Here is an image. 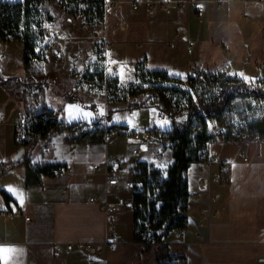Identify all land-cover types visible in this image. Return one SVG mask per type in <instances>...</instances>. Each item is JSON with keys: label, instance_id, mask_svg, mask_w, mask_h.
<instances>
[{"label": "crops", "instance_id": "crops-1", "mask_svg": "<svg viewBox=\"0 0 264 264\" xmlns=\"http://www.w3.org/2000/svg\"><path fill=\"white\" fill-rule=\"evenodd\" d=\"M193 1L197 4L178 10L175 0H171L167 12H148L144 5L135 9L130 2H123L107 12L103 28L111 42L109 59L116 61L114 65L118 68L112 75L124 84L137 81V64L143 61L146 69L162 70L183 81L197 71H225L246 81L257 79L264 71V5L255 0ZM195 5L204 6L205 11L199 13ZM51 20L56 28L52 39L55 51L46 54L40 62L45 75L50 78L52 71L60 67L62 50L66 61L64 71L72 80V69L96 68L95 44L89 37L90 32L82 30L74 17L57 15ZM69 21L75 24L70 25ZM189 41H194L191 52L188 51ZM0 43H16L20 47L17 67L6 62L5 54L0 55V78L21 74L23 42L0 40ZM60 84L65 90H74V81L69 87L64 76ZM52 100L49 107L62 109L60 117L66 123L98 122L107 110L105 107L103 113L97 103L91 112L76 104L79 101L66 100L64 95ZM111 103L112 109L118 108L112 117L124 109L118 106L121 102ZM69 105L75 107L69 109ZM17 108L16 100L0 83L3 118L0 121V162L13 159L20 149L15 130ZM108 123L124 127L114 128L112 136L101 142H67L66 131H56L41 139L27 155L35 164L53 166V171L44 175L38 184H27L26 166L22 162L0 175V209L10 212L0 219V248L9 249L0 252L1 264H158L156 248L141 251L136 244L132 194L124 192L127 204L116 212L120 232L115 251H110L106 243V213L99 203L90 201L92 196L104 200L107 181L103 172L93 169V164L121 158L126 164L124 169L116 165H110L109 169L120 178H129L135 164L152 159L153 148L148 145H142L141 154H133L132 148L137 144L128 129L134 125L126 120ZM168 124L171 126L169 122H157L155 115L143 129L169 128ZM210 127L216 132L219 128L212 123ZM207 152L218 161L194 162L187 170L188 220L183 227L187 235L181 238L180 227L170 230L165 236L170 252L184 255L185 264H264V137L234 139L223 134L208 143ZM166 153L171 155V161ZM162 161L168 170L173 161L171 148L166 149ZM58 166H64L66 171L57 172ZM90 175L92 181L87 180ZM217 175L220 180H213L209 189L201 187V177L213 179ZM9 189L23 193L22 205ZM3 190L12 196L10 202L5 200ZM217 193L220 196L212 203V208L216 207L218 212L202 225V208ZM79 242H91L94 252L78 247L56 251L59 244Z\"/></svg>", "mask_w": 264, "mask_h": 264}, {"label": "trees", "instance_id": "trees-1", "mask_svg": "<svg viewBox=\"0 0 264 264\" xmlns=\"http://www.w3.org/2000/svg\"><path fill=\"white\" fill-rule=\"evenodd\" d=\"M47 1L63 5L73 14V17L76 16L81 2L84 1V12L89 20L95 23H102L106 15L104 0L0 1V40H20L24 45L23 73L1 77L0 83L10 92L18 107L21 106L29 116L38 118L37 122L28 128L26 136L22 139L16 133V141L20 149L25 150L24 154L17 161L11 159L0 162V175L22 162L26 166L28 185L40 183L44 175L53 171V166L44 163L35 164L30 155H27V152L41 139L47 138L56 131H66L67 142H101L106 140L108 131L116 127H124L117 124L105 127L97 122L83 121L66 123L60 117L62 109L54 110L45 103L48 95V81L42 77L37 79L36 75L41 76L45 73L40 62L45 58L46 53L34 32V27L43 14L47 15L42 9ZM95 66L96 68H92L90 77L95 80V84H102L104 74L97 65ZM84 70L90 72L89 68ZM145 82L151 84L153 89L145 88L143 86ZM168 82L174 85L169 86ZM183 82H188L191 88L195 89V97L191 96L190 92L182 90ZM118 83L119 78L116 75H109L107 90L111 97L122 96L125 100L126 91L125 89L118 91ZM129 84L135 88L130 91L133 98L147 92L153 94L161 103H172L178 99L180 92H185L188 96L187 106L180 118H176L170 112L165 114L171 128H166L163 133L170 139L173 161L159 184V198L163 200L161 207L163 220L160 222V225H164L160 234L162 237L166 236L170 230L183 228L187 224L186 212L189 201L187 170L194 162L204 161L208 157V143L218 136L216 131L211 130L210 120H215L219 128L226 129L224 135H227V138L264 137V76L261 79L246 81L225 71H197L195 75H189L186 81H183L169 76L162 70H148L142 61L137 64V81ZM170 91L175 95L168 99L166 94ZM66 100L81 101L93 110L97 107L95 103H87L78 90H67ZM145 105L146 101L132 100L125 104L124 109L132 110ZM233 112L238 114L239 122L237 123L232 116ZM111 118L112 112L107 111V120L110 121ZM232 131H236V135H231ZM139 164L144 167L145 163L139 162ZM59 167L55 170L57 171ZM138 179L144 182L145 174L139 175ZM2 193L7 202L13 199L5 190ZM145 206V192L137 186L133 194L135 221L143 216ZM155 253L158 264H179L175 258L181 254L171 253L166 242L156 247Z\"/></svg>", "mask_w": 264, "mask_h": 264}, {"label": "built area", "instance_id": "built-area-1", "mask_svg": "<svg viewBox=\"0 0 264 264\" xmlns=\"http://www.w3.org/2000/svg\"><path fill=\"white\" fill-rule=\"evenodd\" d=\"M258 3L264 5V0H255ZM123 2H130L133 8L138 9L142 5L145 6V9L148 12L163 11L167 12L170 9L171 0L155 1V0H104V9L105 13L116 9L119 4ZM178 5V10L182 8H188L192 3L197 4L193 0H175ZM197 11L202 13L205 11L204 6L195 5ZM218 8L221 7L220 3L217 5ZM85 2L82 1L80 4V10L77 12L74 17L82 30L89 31V37L93 40L95 44L94 59L96 65L102 70L104 76L102 79V84L108 85V77L112 73H116L118 68L112 63L109 59V51L111 48V42L103 28L105 20L102 23L91 22L84 12ZM106 16V15H105ZM34 32L39 38V42L44 47V52L46 54L53 53L55 48L52 44V39L55 37L56 28L53 24L51 18L43 14L39 20L38 24L34 27ZM188 51H192V46L194 41H189ZM173 45V44H172ZM4 56H2L3 58ZM59 58L61 61V69H66L65 61V51L62 50L59 53ZM111 69V71H109ZM90 72H86L84 69L75 70L72 73V78L74 80V90L85 91L88 90L91 86L95 85V80L90 77ZM167 85L172 86L170 82ZM145 88L153 89V86L147 82L143 84ZM119 89H125L126 91V101L129 102L133 98L130 94L131 89H135L131 84H124L119 81ZM119 93V92H118ZM121 94V93H120ZM174 92H168L166 97L168 99L174 96ZM2 115H0V121L2 120ZM165 119V112L162 109H159L156 114L157 122L163 121ZM38 118L36 116H29L27 112L18 107L16 110V122L15 130L19 138L26 136L28 128L36 123ZM63 120V119H62ZM98 124L107 127V111L105 112V118L98 121ZM166 128H160L155 126L154 128L149 129H137L129 128L128 132L132 137L133 141L137 144L132 148V152L135 155H139L142 152V145H148L153 148L152 159L143 165L137 163L132 167L131 176L129 178H120L118 175L114 174L110 169V165H116L119 169H124L126 164L125 161L121 158L108 159L104 164L95 163L93 164V169L96 172H103L106 177V186H105V198L100 201L97 196L90 197V201L99 203L100 208L106 213L107 216V236L106 243L110 251H115L119 244L118 238V226L116 222V212L118 208L122 205L127 204V199L125 193L134 194L137 186H140L141 190H144L146 196V206L144 209V214L142 217L138 218L136 221V230H135V240L136 244L141 251H147L153 249L165 243V236L161 237V232L163 231L164 225H160V222L163 220V214L161 212V207L163 205V200L159 198V184L167 174V166L163 163V158L167 148H170L171 142L170 139L166 137L163 133ZM113 130L108 131L106 140H108L112 134ZM218 136L225 134L226 129L224 127L219 128ZM231 135H236V131H232ZM248 158L245 157V160ZM217 162L218 159L214 156H209L204 161ZM66 168L60 166L57 172H65ZM145 174V181L142 182L138 179V176ZM88 181H92V175L87 177ZM215 180H220V175L215 176L213 179L210 176H203L200 178V185L203 189H209L210 183ZM220 194L217 193L212 196L207 203L202 208V225L205 221H209L211 216L218 212L216 207L212 208V203L216 202ZM10 215V212L7 209H0V219ZM27 220L30 219L29 216L26 217ZM187 235V230L185 228L180 229V236L182 239H185ZM75 247L87 251L88 253H93L95 248L91 242H79L77 244L68 243L66 246L61 244L56 246L57 253L62 252L64 249L72 250ZM175 261L179 264H185L186 258L184 256H177ZM92 263L93 260L90 259Z\"/></svg>", "mask_w": 264, "mask_h": 264}, {"label": "rangeland", "instance_id": "rangeland-1", "mask_svg": "<svg viewBox=\"0 0 264 264\" xmlns=\"http://www.w3.org/2000/svg\"><path fill=\"white\" fill-rule=\"evenodd\" d=\"M42 7H43L42 8L43 11L47 15H49L51 18H56L57 15H59V16L61 15L64 18H71V17L73 18V14L67 8H65L63 5L55 3L53 1H47L46 3L43 4ZM68 23L70 25L75 24L73 21H69ZM19 48H20L19 45L16 43H0V55L2 53L5 54L7 56L6 62H8L10 64H14V66L17 67L18 66L17 61L19 59V54H20V52L18 51ZM59 66H60L59 68L55 69L50 74L52 76V78H51V76H50V78L47 77L45 75V73L41 76L36 75L37 79L42 77L48 81L47 82L48 95L45 98V103L48 105V107H49V103L51 101L53 102L52 99H58V97L61 95H64L66 97V91L67 90L63 89L62 84H60L61 78L63 76L66 78L69 87L72 86L71 82L74 81L71 78H69V75H67L68 74L67 71H64L61 69V64ZM71 71H72L71 72V75H72L74 70L72 69ZM263 76H264V71H263V73H261V75L257 79H261ZM73 88H74V86H73ZM182 90L190 92V95L195 97V89L191 88V86L189 85L188 82H186V83L183 82V89ZM80 94L86 99L87 103H95L96 105L98 103L99 107H100L101 111H103V113H104L105 107H107L106 111L112 112V115L118 109V108L115 110L112 109V107H113V105L111 103L112 101L121 102L120 104H118V106H125V104L127 103V102H124V101H126V99L124 100L122 98V96L121 97L120 96L111 97L109 91L106 89V86H104V84H99V85L95 84V85L91 86L88 90H85V92L80 91ZM132 100L146 101V106L150 105L153 107H148V108L140 107V108H135L132 110L123 109L121 111H117L114 114V116L111 118L110 121L114 122V121L126 120L130 125H134L133 128H137V129L142 128L143 129V126L150 124V121H152L154 119V116L156 115V110H159V109L164 110L166 115H167V112H170V113L174 114V116L176 118H180L181 115L184 113L185 108L187 106L188 96L185 94V92L184 93L180 92L179 97L175 102L161 103L158 100V98H156L153 94L144 92L141 95H139L138 97L132 98L131 101ZM76 104H78L80 106H84L86 108H89L81 101H79V103H76ZM154 107H156V108H154ZM102 108H103V110H102ZM89 109L91 112L93 111L91 108H89ZM62 112H63V110H62ZM62 112H61V114H62ZM73 116L78 117L77 114H73ZM232 116L235 119L236 123L239 122L238 114L236 112H233ZM104 118H105V114L103 116V119ZM117 118H119V119H117ZM163 121L168 122L167 118H165ZM163 121H161V122H163ZM210 123H212V126L217 125L215 120H210ZM130 128H132V127H130ZM169 128H171V126ZM166 157H168V159L170 161L172 160L171 155H167V153H166ZM119 232H120V227H118V235H119Z\"/></svg>", "mask_w": 264, "mask_h": 264}, {"label": "snow or ice", "instance_id": "snow-or-ice-1", "mask_svg": "<svg viewBox=\"0 0 264 264\" xmlns=\"http://www.w3.org/2000/svg\"><path fill=\"white\" fill-rule=\"evenodd\" d=\"M112 63H116V61H112ZM109 71H111V69H109ZM121 71H123V69H121ZM176 75H183V74H181V73H176ZM69 107V109H72L73 107H75V106H73V105H69L68 106ZM102 114V113H101ZM69 115H71V112H69ZM83 115L84 116H89V115H91L90 113H83ZM117 119H119V118H117ZM161 123H168L167 121H163V122H161ZM10 191H12L14 194H16L17 195V198L19 199V202H20V204L22 205L23 204V202H24V196H23V193H16V190L15 189H9ZM9 249H3V248H0V252H3V251H8Z\"/></svg>", "mask_w": 264, "mask_h": 264}, {"label": "water", "instance_id": "water-1", "mask_svg": "<svg viewBox=\"0 0 264 264\" xmlns=\"http://www.w3.org/2000/svg\"><path fill=\"white\" fill-rule=\"evenodd\" d=\"M24 151L25 150L23 148L19 149L18 152L13 157L14 161H17V160L21 159V157L24 154Z\"/></svg>", "mask_w": 264, "mask_h": 264}]
</instances>
